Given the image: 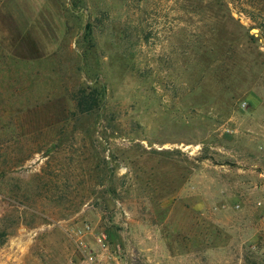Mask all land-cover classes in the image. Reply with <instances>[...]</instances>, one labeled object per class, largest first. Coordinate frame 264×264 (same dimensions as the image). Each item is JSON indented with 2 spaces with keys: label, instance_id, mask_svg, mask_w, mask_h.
Wrapping results in <instances>:
<instances>
[{
  "label": "rangeland",
  "instance_id": "1",
  "mask_svg": "<svg viewBox=\"0 0 264 264\" xmlns=\"http://www.w3.org/2000/svg\"><path fill=\"white\" fill-rule=\"evenodd\" d=\"M81 242L264 264V0H0V264Z\"/></svg>",
  "mask_w": 264,
  "mask_h": 264
},
{
  "label": "built area",
  "instance_id": "2",
  "mask_svg": "<svg viewBox=\"0 0 264 264\" xmlns=\"http://www.w3.org/2000/svg\"><path fill=\"white\" fill-rule=\"evenodd\" d=\"M90 227L86 224L83 226L82 229L78 230V234H83V231L89 230ZM97 239V243L99 244V246H101V248L104 250L108 249V246L106 244V237L103 234H98L96 236ZM80 247H81V251L83 254V260L85 264H112L111 259L110 258H104V252H102V249H100V252L97 250H94L90 247H88L86 244L84 243H80Z\"/></svg>",
  "mask_w": 264,
  "mask_h": 264
},
{
  "label": "trees",
  "instance_id": "3",
  "mask_svg": "<svg viewBox=\"0 0 264 264\" xmlns=\"http://www.w3.org/2000/svg\"><path fill=\"white\" fill-rule=\"evenodd\" d=\"M85 96V94H84V91H82V97H84ZM83 100V99H82ZM80 105H81V101H80Z\"/></svg>",
  "mask_w": 264,
  "mask_h": 264
}]
</instances>
